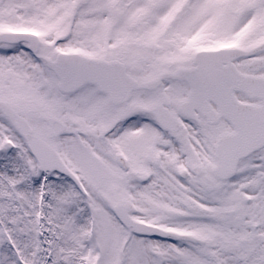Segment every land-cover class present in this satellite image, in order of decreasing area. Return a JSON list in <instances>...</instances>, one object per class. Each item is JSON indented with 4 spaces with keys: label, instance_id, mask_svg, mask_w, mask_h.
<instances>
[{
    "label": "snow or ice",
    "instance_id": "1",
    "mask_svg": "<svg viewBox=\"0 0 264 264\" xmlns=\"http://www.w3.org/2000/svg\"><path fill=\"white\" fill-rule=\"evenodd\" d=\"M0 264H264V0H0Z\"/></svg>",
    "mask_w": 264,
    "mask_h": 264
}]
</instances>
